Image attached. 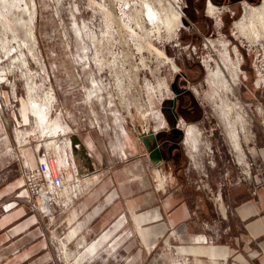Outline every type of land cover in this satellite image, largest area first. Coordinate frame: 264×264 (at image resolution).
Masks as SVG:
<instances>
[{
	"label": "rangeland",
	"instance_id": "1",
	"mask_svg": "<svg viewBox=\"0 0 264 264\" xmlns=\"http://www.w3.org/2000/svg\"><path fill=\"white\" fill-rule=\"evenodd\" d=\"M179 1L184 15L180 32L169 35L165 27L155 31L146 19L145 3L160 12L162 6L171 8L165 1L10 0V13L6 18L0 17V191L9 190L0 200V217L21 209L26 215H33L36 223L15 238L8 229H0V264H13L25 254L38 252L26 264H131L134 260L132 253H122L118 243L105 245L93 257L87 255L86 248L93 244L96 235L85 234L71 240L63 221L68 208L39 213L25 203L28 185L33 188L32 182L26 180L27 174L35 171L40 159L56 156L59 146L50 142L58 145L62 140L48 137L45 126L38 128L30 111L31 97L47 104L48 127L60 123L58 131L76 129V135L87 140L86 145L81 143L83 149L88 146L93 158L101 161L102 149L117 156V142L124 137H119L120 126L125 129L124 135L133 133L131 120L143 119L140 114L149 112L152 116L146 119L152 126L157 125L155 117L166 102L161 101L166 96L164 84L171 90L170 84L179 70L186 79L177 82L179 90L188 81L200 106L194 115L184 118L188 127L196 128L199 143L195 149L182 144L181 166L202 168L209 184L218 189L235 180L223 179L218 162L224 160L225 168L237 173L240 171L233 163L236 158L244 168L245 161L264 164V41L251 43L234 26L244 7L258 6L263 0H223L220 6L213 4L217 9L214 15L208 12L212 6L208 0ZM17 17L29 26L34 38L21 49L17 45L22 44L24 33L15 23ZM151 40L153 45L147 49ZM2 45L11 49V55H6ZM226 55L238 73L233 93L210 86L206 68L220 65ZM97 87L103 93L101 100L90 97L96 94ZM150 88L156 91L154 95ZM190 97H179L178 110H192ZM224 99L233 105L230 118ZM116 111L119 122L112 117ZM202 117V122H197ZM238 117L243 118L244 125ZM230 130L239 136L241 151L229 139ZM92 133L98 134L101 148ZM248 171L251 178L255 172L251 168ZM17 180L21 181L20 186L8 189ZM5 204L11 208L7 213L2 210ZM123 236L129 235L126 232ZM7 238L11 241L4 243ZM119 238L112 237L111 242L116 243ZM148 258L142 253L138 264H147Z\"/></svg>",
	"mask_w": 264,
	"mask_h": 264
},
{
	"label": "crops",
	"instance_id": "2",
	"mask_svg": "<svg viewBox=\"0 0 264 264\" xmlns=\"http://www.w3.org/2000/svg\"><path fill=\"white\" fill-rule=\"evenodd\" d=\"M189 99L192 110L179 114L183 121L186 116L194 115L195 108L200 110L198 101L193 96ZM155 118L158 123L154 126L147 119L131 120L133 133L124 135L120 154L116 157L102 149L100 161L83 147H71L73 163L86 190L66 210L63 221L68 237L73 240L85 234L96 235L91 241L93 244L86 248L91 257L105 245L118 243L122 253L133 254L131 264H138L142 253L149 257L147 264L181 261L187 264H264L263 162L262 185L251 189L247 183H237L240 173L225 168L224 160L218 162L224 180L235 178L234 184H222L228 186L221 189L224 209L220 214L206 193L196 191L190 183L191 186L187 185V181L195 178L196 167L191 170L182 166L179 171L172 172L173 158L162 163L159 176L146 168L149 160L139 134L164 132L174 124L173 113H166L163 107ZM202 120L203 117L197 122ZM92 134L99 146L98 134ZM77 138L79 136L74 134L68 141L72 143ZM20 183L17 180L8 189L13 186L10 190H14ZM8 191H0V200ZM35 223L34 216L26 215L21 209L0 217V229H8L14 238ZM126 232L128 238L123 236ZM118 236L116 243L111 242L112 237ZM10 241L7 238L4 243ZM38 253L25 254L13 264H26Z\"/></svg>",
	"mask_w": 264,
	"mask_h": 264
},
{
	"label": "built area",
	"instance_id": "3",
	"mask_svg": "<svg viewBox=\"0 0 264 264\" xmlns=\"http://www.w3.org/2000/svg\"><path fill=\"white\" fill-rule=\"evenodd\" d=\"M207 2H209V0ZM146 19L149 21V23H151L148 17ZM154 23H157V21H154L152 24ZM178 32H180V26L176 27L174 34L177 35ZM152 41L153 40H151V42L149 43L151 46L153 45ZM149 44H147V49L150 48L148 46ZM178 45H175V46H178ZM162 48L164 49L166 47L162 46ZM85 63L87 66H89L90 62L87 60ZM175 73H176V76L180 75L181 76L180 78H184V75L179 73V70L178 72L176 71ZM103 81L104 80H102L100 83L102 87L104 86ZM173 83H174V80L170 84L171 90H169V87L166 86V84H164L166 96L164 99L161 98V101H170L175 98V94L172 90ZM188 84L190 83L186 81L187 89L191 90L192 89L191 84L189 86ZM150 91L151 93L153 92L152 95L156 93V91H153L151 88H150ZM102 94L103 93L97 87L96 94H92L90 95V97L94 96V97H97L98 100H101ZM119 115L120 114L116 111L115 113L112 114V117H114L115 121H118L117 118L119 117ZM188 126L189 124L185 123L181 119H179L175 124L176 128L184 131V139L182 141V144L184 146L187 145L185 143V135H186V130ZM262 129L264 131V119L262 122ZM58 130H56L57 132L54 133L53 139L62 137L63 141L60 139L59 144L57 146H62L64 148V151L62 153L57 151L58 153L56 156H47L43 159H40L37 163L35 171L30 173L29 175L27 174L26 176L27 182L29 183L32 182L33 188L29 187L28 185L27 190H26V196H25L26 200L24 201L28 206H30L31 210L34 212L46 213L49 211L53 212L55 211L56 208H60V207L69 208L70 206H72L75 200L81 197V192L86 190V186L81 184L82 178L78 174V171L76 170V167L73 163V160L70 154V149L72 146L75 149L82 148L83 145L81 143L83 144L85 143L86 145L87 140L79 137L77 138L76 141L73 140L72 143L69 141L67 142L68 136L74 135V134L76 135L77 130L69 129V131L67 132H64L62 129L61 131H58ZM102 131H104V129H102ZM122 136H124L123 132L120 134L119 137H122ZM121 143H122L121 141H119V143L117 142V144L119 145L117 152H116L117 155L120 154ZM86 149H88L89 152L91 151L88 148V146ZM231 161L233 162V160ZM245 162L247 164L248 170H250L251 168L254 170L255 173L252 174L250 178V176L248 175L249 171L248 170L245 171V168L242 165V163L238 161V158H236L235 162L233 163L239 169L240 174H241L240 178L237 179V183L243 182V183H247L248 185L252 187H256V188L260 187L262 185V175H263L262 163L259 164L255 161H251L250 164H248L247 161ZM209 164L213 166L214 162L210 160ZM146 168L150 170L154 176H157L158 173L161 171L160 166H155L150 162L146 164ZM195 170H196L195 171L196 176L190 182L191 185L196 191L206 193L209 196L210 200L212 201L213 205L216 207V209H218L220 214H222V210L224 209V203H223L222 191H221L222 186L221 188L219 187L218 189L214 190L209 184L208 174L204 172L202 168H199V167H197ZM224 174L225 176H227L228 170L225 169ZM87 175L88 173L85 174V176ZM25 186H27L26 183H25ZM10 209H11L10 205L8 204H5L2 208L3 212L5 213L10 211ZM204 227L208 228V226H204ZM175 264H187V262L181 261V262H176Z\"/></svg>",
	"mask_w": 264,
	"mask_h": 264
},
{
	"label": "bare ground",
	"instance_id": "4",
	"mask_svg": "<svg viewBox=\"0 0 264 264\" xmlns=\"http://www.w3.org/2000/svg\"><path fill=\"white\" fill-rule=\"evenodd\" d=\"M161 1H165V2L169 3L171 8L167 9L165 6H162L161 11L159 12V11H156L153 6H149L148 3H145V5L147 7V12H146L147 16L146 17H148L152 23L154 21H157V23L155 25L153 24V28L155 29V31L160 32L161 28L163 29V27H165L164 30H166L169 33V35L172 33L174 34L176 27L181 26L180 22L182 21L181 18L183 17V13H182V11L180 9L181 7L179 5L180 1L179 0H160V2ZM209 4H211L212 6H210L208 8V12L211 15H214L217 12V9L213 5V3H209ZM11 8L12 7H11L10 0H0V17L6 18V15L8 13H10ZM134 18H136V17L134 16ZM133 21H135V20H133ZM15 23L23 30V33H24V38L21 39L22 44L17 42L18 43L17 49H19V48L21 49L22 46H24L26 43H30L34 40L33 33L31 31V29L29 28V26H27V24L23 21V19L17 17V18H15ZM137 23L138 22L136 21V24ZM234 26L240 32L239 34H241V36L245 37L251 43L264 41V0L258 6L249 5L247 7H244V13H243L241 19L239 21H237ZM92 36H93V34H92ZM94 38H95V36L92 37V39H94ZM2 49L5 51L6 55H11V49L6 47V45H2ZM20 52H21V50H20ZM13 55L14 54H12V56ZM16 59H19V58H16ZM228 65L231 66L232 63H230L229 56L226 55L223 59H221L220 65H217L215 68H211L209 65H207L206 68L208 69L209 74H210V80H209L210 86H212L215 89L220 87V89H222L224 91H228L230 93H233L234 85H235L236 81L238 80V73H237V69H236V67H234V65H232L233 68L232 67L229 68ZM28 90L30 93L32 92V88L29 85H28ZM30 101H31V104H30L31 110L30 111L32 112L33 116L35 117L37 125H39L38 128L41 129V128H43V126H45V132L44 133L45 134L47 133L48 137L50 136L51 138H53V135L55 132H57L56 130H58V128H59L58 125L60 123L57 124V126H54V127L51 126V128L48 127V124L50 123V121H49V111L47 108V104L39 103V101H37L34 97H31ZM224 106H225V109L227 111L226 113H227V115H229V118H230V115H231L230 113L233 111V105H230L227 102V99H224ZM141 115H142L143 119H146L148 116H152L151 112L141 113ZM238 118L241 119L240 124L244 125L245 121H243V118L242 117H238ZM24 120L28 121V117L26 115H24ZM120 127L122 128L121 131L124 134L125 129L122 126H120ZM197 133L198 132L194 126L191 125L190 127H188L187 134L185 136V140H186L185 143L192 149H195L199 143L198 139L196 138V136H199V135H197ZM229 139L234 143L236 149L237 150L240 149L239 151H241V148L239 147L240 138H239V136L236 135L235 130L229 131ZM67 142H68V140H67ZM50 145H53L54 147L57 146L53 140L50 142ZM50 145H47V146H50ZM58 151L60 153H62L64 151V148L62 146H59ZM245 168L247 171L248 168L246 166H245Z\"/></svg>",
	"mask_w": 264,
	"mask_h": 264
},
{
	"label": "water",
	"instance_id": "5",
	"mask_svg": "<svg viewBox=\"0 0 264 264\" xmlns=\"http://www.w3.org/2000/svg\"><path fill=\"white\" fill-rule=\"evenodd\" d=\"M259 1H262V0H259ZM180 77H181L180 75H177L174 79V83L172 84V90L175 94V98L168 101V102H171L170 111L173 113L175 117L173 126L168 130V132H166L167 134L170 135L171 141H174L181 136L183 137L182 141L184 139V131L175 127V124L179 118L178 114L175 112L176 97L184 93L190 96L193 95L192 90H189L187 88L183 90H179L177 86V81ZM163 110H164V107H163ZM160 133L161 132H158V133L150 132L144 135L139 134V139L146 151L147 158L149 162L155 166H161L162 163L172 160V150L179 148V146L176 144L168 146L166 142L162 141L163 137L160 135Z\"/></svg>",
	"mask_w": 264,
	"mask_h": 264
},
{
	"label": "flooded vegetation",
	"instance_id": "6",
	"mask_svg": "<svg viewBox=\"0 0 264 264\" xmlns=\"http://www.w3.org/2000/svg\"><path fill=\"white\" fill-rule=\"evenodd\" d=\"M210 2H212L213 4H215L214 2H213V0H209ZM254 2H256V3H259V2H261V1H257V0H254ZM250 3H252V2H250ZM215 5H218V4H215ZM218 6H220V5H218ZM180 80V78L178 79V81ZM177 81V82H178ZM184 94H186V93H184ZM184 94H181V95H179L178 97H176V107H175V112L178 114V116H179V114L180 113H182V110L180 109V110H178L177 111V108L179 107L178 105H179V103H178V101H179V97H181V96H183ZM187 95V94H186ZM170 109H171V102H168V104L164 107V111L166 112V113H169V112H171L170 111ZM173 117H174V115H173ZM174 119V121H175V117L173 118ZM178 120H179V118H178ZM177 120V121H178ZM170 129V128H169ZM168 129V130H169ZM168 130L167 131H165V132H168ZM182 136L181 137H179L178 139H176V140H174V141H171L170 140V135L169 134H167L166 136H164L163 137V139H162V141L163 142H166L167 143V145L168 146H170V145H173V144H176V145H178L179 146V148L178 149H173L172 150V159L174 158V157H177V156H179L180 155V152H181V150H182ZM175 153V154H174ZM178 158V157H177Z\"/></svg>",
	"mask_w": 264,
	"mask_h": 264
},
{
	"label": "trees",
	"instance_id": "7",
	"mask_svg": "<svg viewBox=\"0 0 264 264\" xmlns=\"http://www.w3.org/2000/svg\"><path fill=\"white\" fill-rule=\"evenodd\" d=\"M222 1L223 0H213V2L215 3V4H218V5H221L222 4ZM198 68H200V70H202V66L199 64L198 65ZM164 106L163 107H165L167 104H168V101H166V102H164ZM160 135L162 136V137H164V136H166L167 135V133L166 132H161L160 133ZM178 157V158H177ZM177 157H174V163H173V167H174V172H177V171H179L180 169H181V162H182V158H180L181 157V155H179V156H177Z\"/></svg>",
	"mask_w": 264,
	"mask_h": 264
}]
</instances>
